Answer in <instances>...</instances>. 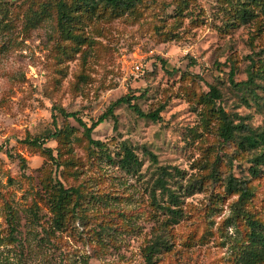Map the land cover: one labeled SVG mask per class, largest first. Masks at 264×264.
<instances>
[{"label": "rangeland", "instance_id": "obj_1", "mask_svg": "<svg viewBox=\"0 0 264 264\" xmlns=\"http://www.w3.org/2000/svg\"><path fill=\"white\" fill-rule=\"evenodd\" d=\"M58 1L0 0V264H146L160 241L151 264H242L247 219L264 224V168L250 174L256 152L238 148L237 132L222 139L220 110L264 130V0L80 7L63 25ZM248 70L253 83L233 85ZM123 96L160 120L120 104L91 132L101 148L59 113L90 126ZM124 146L132 170L119 165ZM161 168L176 206L156 185ZM58 184L78 191L56 228ZM240 188L249 196L238 202Z\"/></svg>", "mask_w": 264, "mask_h": 264}, {"label": "trees", "instance_id": "obj_2", "mask_svg": "<svg viewBox=\"0 0 264 264\" xmlns=\"http://www.w3.org/2000/svg\"><path fill=\"white\" fill-rule=\"evenodd\" d=\"M253 1V0H252ZM139 0H71V5L68 6L62 0L57 2V14H58V24L63 25V23L69 22L72 20V15L70 11L72 9L78 10L80 7L85 8L87 11H95L99 7H103L110 11V13L114 15H121L128 11L133 10ZM251 10L246 6L244 2L238 7L237 18L240 22L246 23L250 19ZM248 79L244 82L232 83L235 86L239 85H248L253 83L256 75L248 70L247 72ZM210 98L216 99L218 96V92L214 87H211L209 93ZM134 98L132 96H123L117 99L115 102L109 105L108 109L97 118L95 122H93L90 126L84 124L79 118L76 117L75 113H67L62 109H59V113L66 118H74L80 126L83 128V134L87 140L89 146H93L95 148H101L102 144L98 140H94L91 138L92 130L100 123H102L106 118L113 114V109L120 105L126 104L128 105L133 111L137 114L140 118H147L152 121H159V109L150 112V113H143L136 105L131 104ZM220 117L222 120V125L220 127V136L224 141H229L235 137L234 133H238V148L247 151H254L256 152L254 158L252 159L251 166L249 167V172L253 176H257L260 172V168H264V130L257 129V128H250L246 124L242 122H238L236 124L233 123L232 119L226 114L223 110H220ZM58 133H54L49 137L54 139L56 138ZM43 141V140H42ZM33 146H42L43 142L41 140L35 138L29 142ZM46 149V148H45ZM47 151H50L46 149ZM152 161H156L155 156L150 153L146 152ZM139 164V163H138ZM137 158L134 156L133 152L126 146L123 148V158L119 160V165L127 170L134 169L137 165ZM171 176L170 172L167 171L166 168H161L159 172V176L156 179V185L166 193L169 201L171 204L176 206L177 197L173 191H171L167 186V179L166 177ZM228 188L233 191L237 190V186L233 185L228 182ZM76 188H64L61 184H58V188L53 195V199H51L52 204L50 205L51 213H53L54 224L56 228H59L61 224V220L65 214L64 206L67 204L68 200L70 199L71 195L77 194ZM249 196V192L246 188L239 189V196L238 202L243 201ZM171 215L177 216L178 209L168 208L165 207ZM247 225L249 228L248 234V242L243 249V253L245 254L242 257V264H256L258 262L263 261L264 259V224L256 219H247ZM165 246L164 241L155 242L146 250L145 261L146 264H151L154 253L160 251L161 247Z\"/></svg>", "mask_w": 264, "mask_h": 264}, {"label": "built area", "instance_id": "obj_3", "mask_svg": "<svg viewBox=\"0 0 264 264\" xmlns=\"http://www.w3.org/2000/svg\"><path fill=\"white\" fill-rule=\"evenodd\" d=\"M135 71H136V72L139 71V66H135Z\"/></svg>", "mask_w": 264, "mask_h": 264}]
</instances>
